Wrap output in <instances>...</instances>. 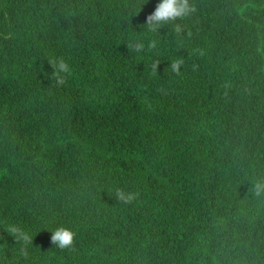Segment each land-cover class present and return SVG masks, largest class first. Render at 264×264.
<instances>
[{
    "label": "trees",
    "instance_id": "trees-1",
    "mask_svg": "<svg viewBox=\"0 0 264 264\" xmlns=\"http://www.w3.org/2000/svg\"><path fill=\"white\" fill-rule=\"evenodd\" d=\"M157 3L0 0V264H264V0Z\"/></svg>",
    "mask_w": 264,
    "mask_h": 264
},
{
    "label": "clouds",
    "instance_id": "clouds-1",
    "mask_svg": "<svg viewBox=\"0 0 264 264\" xmlns=\"http://www.w3.org/2000/svg\"><path fill=\"white\" fill-rule=\"evenodd\" d=\"M196 11L195 6L190 3V0H159L154 11L147 15L144 25L150 32L158 31L163 25L174 23L182 20ZM174 30L177 35L181 34L183 29L178 23H174ZM190 35V34H189ZM128 49L143 52L145 45L143 42L135 41L127 45ZM149 50L156 48V42L150 41L147 45ZM49 64L53 68L52 78L57 86H62L66 83V78L72 74L71 64L64 58H53L49 60ZM184 64L183 59L173 60L169 68L174 75H181V68ZM158 62L152 65L153 72L158 70ZM252 192L257 197H264V180H256L253 184ZM116 198L124 203H132L135 201L139 193L125 191L122 188L116 190ZM10 232L17 239L22 240L25 245L32 242L31 237L23 233L17 227L10 228ZM76 233L66 227H58L50 236V243L59 249H68L74 247ZM21 254L27 256L26 249H21Z\"/></svg>",
    "mask_w": 264,
    "mask_h": 264
}]
</instances>
